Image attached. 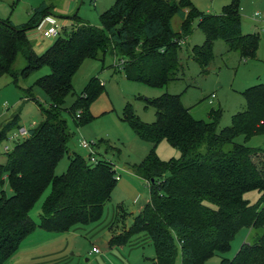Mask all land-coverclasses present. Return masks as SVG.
<instances>
[{
	"label": "trees",
	"instance_id": "16d2710c",
	"mask_svg": "<svg viewBox=\"0 0 264 264\" xmlns=\"http://www.w3.org/2000/svg\"><path fill=\"white\" fill-rule=\"evenodd\" d=\"M237 2L220 15H207L189 0H118L102 15V29L80 21L77 15L71 17L73 24L60 32L43 55L36 52L28 32L51 15L46 3L26 24L0 22V79L9 76L18 83L46 66L51 70L38 82L50 99L48 108L40 106L44 121L7 153L5 164L0 163V264H7L37 228L64 234L78 225L98 223L112 200L118 182L114 165L99 157L92 163L90 156L69 148L73 133L63 113L68 111L77 125L92 121L90 105L103 89L93 79L82 95L75 93L73 80L84 62L110 53L123 61L119 67L130 81L167 86L181 72L178 48L191 34L195 19L206 41L191 51V57L204 71L212 60L215 40L245 57L254 56L258 37L243 33ZM175 17L182 20L180 32L173 27ZM19 58L24 61L22 69L17 68ZM21 90L26 101H36L31 89ZM244 96L245 110L225 129H219L220 113L211 122L196 120L179 96L147 100V107L156 109L152 124L140 120L133 104L126 105L122 120L151 146L144 160L131 167L147 182L150 201L127 231L113 236L110 247L127 245L146 232L155 249V264H176L179 255L182 264H205L217 253L228 252L236 233L249 228L258 232L254 243L244 244L233 260L223 264H264V149L236 141L264 134V84L248 89ZM70 97L74 103L66 108ZM21 127L17 115L1 129L0 140ZM163 141L179 150L181 158L163 162L157 154ZM65 156L68 170L58 176L57 165ZM255 158H261L259 164ZM6 186L11 196L6 195ZM49 187L51 193L37 224L31 212ZM253 190L262 194L257 205L244 197ZM126 215L119 206L116 224L124 223Z\"/></svg>",
	"mask_w": 264,
	"mask_h": 264
},
{
	"label": "rangeland",
	"instance_id": "374dc122",
	"mask_svg": "<svg viewBox=\"0 0 264 264\" xmlns=\"http://www.w3.org/2000/svg\"><path fill=\"white\" fill-rule=\"evenodd\" d=\"M118 0H0V22L12 21L15 25L26 24L33 12L46 3L51 11L39 27L28 32L29 39L34 43L39 55L45 54L56 42L57 38L48 37L45 32L51 27H58L60 32L71 26V17L77 15L84 23L102 29L104 27L102 15L109 11ZM179 2L180 0H171ZM199 12L207 15H220L224 8L238 3L242 16V31L258 37V50L254 56L245 57L241 51H232L222 40H215L212 60L206 71L204 67L191 57L195 47L202 46L206 41L204 32L199 27V19L192 23V31L188 38L182 41L178 48V56L182 65L178 79L164 87H152L142 82L130 81L125 72L119 67L121 59L110 53L100 55L97 59L84 62L73 80L77 95H82L93 79H98L103 89L90 105L89 111L93 120L77 125L72 115L65 111L64 118L73 133L69 144L71 152L88 158L89 152L81 147L82 140L96 145L98 157L114 165L116 175L122 173V181L116 184L115 194L107 204L103 218L91 226L78 225L86 232H82L76 241L75 248L80 252L76 256L81 264H96L97 257L103 256L106 264H154L155 249L150 236L146 232L135 235L127 245L106 247L102 240L109 228L116 222L118 204H125L128 212L139 211L150 198L148 184L132 176L131 167L140 164L146 157L150 144L136 136L130 125L122 120L123 112L128 103L133 104L140 120L152 124L156 121V109L147 107V100L159 98L165 94L179 96L185 108L189 109L196 120L211 122L213 115L220 113L219 129L233 125L234 116L246 108L244 93L257 85L264 84V0H189ZM260 18L256 20L255 16ZM182 20L173 19V27L180 32ZM24 61L19 58L17 68L22 69ZM51 73L49 67L31 75L28 79L20 78L18 83L9 76L0 79V132L4 125L15 116H19L20 125L29 127L33 123L40 125L44 121L43 108L50 106V99L38 84L40 78ZM31 89L36 101H26L22 90ZM74 98L66 101L65 107L70 108ZM17 130L8 133L0 140V163L7 161L6 147L14 150L16 146L30 137L11 140ZM237 143L250 148L264 149V134L254 136L245 141L244 137L237 138ZM157 154L163 162L170 163L181 158V152L163 141L157 148ZM261 158H255L259 164ZM69 158L65 156L57 165L56 174L61 176L68 170ZM7 196L12 195L6 186ZM51 193L49 187L31 212V218L39 223L42 207ZM251 205H257L262 199L259 191H248L244 195ZM129 226L133 224L132 216L128 219ZM128 226V227H129ZM122 230V229H121ZM92 232V235L88 234ZM261 233V232H259ZM258 232L249 228L239 230L231 248L226 253L208 259L205 264H223L224 260H233L244 244L254 243ZM95 236V237H93ZM70 238V237H69ZM71 244H72V239ZM99 248L102 255H89L91 248ZM73 244L70 254L74 252ZM93 252V251H92ZM75 253V252H74ZM89 260V262H87ZM104 263V264H105ZM176 264H182L179 255Z\"/></svg>",
	"mask_w": 264,
	"mask_h": 264
},
{
	"label": "crops",
	"instance_id": "0c3cea01",
	"mask_svg": "<svg viewBox=\"0 0 264 264\" xmlns=\"http://www.w3.org/2000/svg\"><path fill=\"white\" fill-rule=\"evenodd\" d=\"M49 17H51V15ZM72 24L73 21H71V25ZM131 173L132 176L134 175L135 177H137L132 171ZM118 176L121 178L119 181H122V177H121L122 173L120 175H116V178ZM115 194L117 193L114 191L113 196ZM149 201L150 198L144 205H142L139 208L137 214L135 212H131V213L128 212V210L125 208V204L123 203L118 204V207L119 206L124 207V210L126 211L127 215L125 216L124 223L121 222L119 224H116L115 222L109 228L108 232L104 234L102 240L105 241L106 247H108L109 249L112 248L110 247V241L113 238V236L120 235L124 231H127L131 227L128 224L129 217L132 216L134 220V217L143 211V209L149 203ZM82 232L84 233L86 231L80 228L79 226H76L70 232L64 234H55V233L47 232L41 228H37L34 234L31 235L29 238H27V240L23 243L21 249L7 264H81V261L75 258V255L80 257V252L75 248V245H76V241L80 237L79 234H81ZM88 234L92 235V232H88ZM70 239H72V244L74 246L73 250L75 252V253L73 252L72 255L70 254V248L72 245ZM94 248L97 247L93 246L89 251V255H99V256L102 255L101 251L100 253H93L92 251ZM152 261L155 264L154 259H152ZM87 262H89V260H87ZM95 262L96 264H104L106 260L103 258V256H101V257H97Z\"/></svg>",
	"mask_w": 264,
	"mask_h": 264
},
{
	"label": "built area",
	"instance_id": "2783aa9c",
	"mask_svg": "<svg viewBox=\"0 0 264 264\" xmlns=\"http://www.w3.org/2000/svg\"><path fill=\"white\" fill-rule=\"evenodd\" d=\"M94 2H97L98 0H93ZM256 20L258 18H260L259 15L255 16ZM45 34L48 37L51 38H55L58 37L60 35V29L58 27H51L50 29H48ZM182 44V41L180 43V45ZM123 63V61H121V64ZM37 126V124L33 123L32 125H30L29 127H25L22 126L19 130L16 131V133L13 134V136L11 137V140H19L21 137H26L29 133L31 129H34ZM81 147L89 152V156H90V160L92 163H97V159H98V154L97 151L95 149V144L91 143L87 140H82L81 142ZM6 153L10 152L11 149L9 147L5 148ZM121 178L118 176L117 177V181H119ZM93 253H100V250L97 248L93 249Z\"/></svg>",
	"mask_w": 264,
	"mask_h": 264
}]
</instances>
